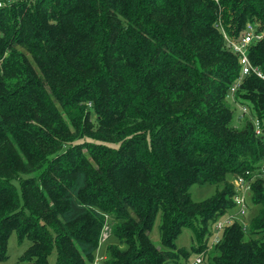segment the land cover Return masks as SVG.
<instances>
[{"label":"trees","instance_id":"obj_1","mask_svg":"<svg viewBox=\"0 0 264 264\" xmlns=\"http://www.w3.org/2000/svg\"><path fill=\"white\" fill-rule=\"evenodd\" d=\"M248 24L264 30V0H0V264L13 234L31 244L21 264H94L108 224L102 264L177 260L183 228L205 251L234 209L228 180L264 161V81L244 78L240 122L229 99L241 67L225 34ZM249 56L264 72V37ZM250 205L217 264H264L260 178Z\"/></svg>","mask_w":264,"mask_h":264},{"label":"built area","instance_id":"obj_2","mask_svg":"<svg viewBox=\"0 0 264 264\" xmlns=\"http://www.w3.org/2000/svg\"><path fill=\"white\" fill-rule=\"evenodd\" d=\"M264 37V30H262L259 26L254 24H248L246 26L245 32L243 35H241L239 38H231L225 34L226 42L229 48L238 55L239 58V64L241 67V76L238 78V80L234 83V85L230 89L229 99L231 102L235 104V106H239V110L241 113V117L243 120L246 116H248L250 113L248 111V108L244 105H241L236 100V92L241 86L244 78L246 76L254 75L260 80L264 81V72L259 68L253 65L249 53L251 49L252 43H255L256 41L261 40ZM254 126H255V132L257 135L262 134V128L259 120H254ZM262 170L259 169L256 171V175L254 174L251 177L246 176H237L234 178V187H235V195L233 197L234 202V209L232 213H228L222 217L217 225H215L214 234L212 236L213 240L211 241L213 243L220 242L222 235L224 233V230L232 225L235 222V218L244 216V214L247 213L249 209V202L250 197L252 193V185L255 182V177L261 174H264V167H262ZM247 176H249V173H247ZM110 236V228L109 226H105L100 238L99 248L108 240ZM104 257L100 256V254L97 255L96 260L94 264H102V261H104ZM202 259L196 258L195 261L192 264H201Z\"/></svg>","mask_w":264,"mask_h":264},{"label":"rangeland","instance_id":"obj_3","mask_svg":"<svg viewBox=\"0 0 264 264\" xmlns=\"http://www.w3.org/2000/svg\"><path fill=\"white\" fill-rule=\"evenodd\" d=\"M247 108H248V111H250L249 112L250 115H248V116L253 115L251 112L252 111L251 106H249ZM233 109H234V112L237 116L238 122H240L242 117H241V113L239 110V106L238 107L233 106ZM261 166L264 167V161L261 164ZM261 166L259 169L262 170ZM259 178L264 181V174L256 176L255 180H257ZM228 181L233 183L234 179L232 177H230V179ZM216 191H217L216 186L207 184L204 186L193 185L190 188L189 192H190L192 200L194 202H202V201L209 199L212 196H214ZM232 212H233V210L231 212L229 211L228 213H232ZM256 212H257L256 206L250 205L247 213L244 214V216L235 218V222L245 226L247 228L246 231H248L249 221L256 214ZM223 218L224 217H220L219 219H217V223ZM217 223L215 222L214 225L211 227L212 233H215L214 230H215V225H217ZM160 225H161V215L159 214L155 220L154 228L151 231L150 238H151V240L155 246L162 248L163 250H166L161 244ZM108 226H109V224H108ZM109 228H110V226H109ZM256 238H260V237L256 236ZM212 240H213L212 236H210L208 239L206 238L205 243H207V249L201 253H196V252H194L193 248H197L198 244H197V240L195 238V235H194L192 229L183 228L181 234L179 235V237L177 238V240L175 242L176 243V249L173 250V254L175 253V256H178L177 257L178 259L177 260L168 259L167 264H192L195 261V259L198 257L202 259L201 264H217L213 260V258L217 256V253L215 252V248H214L215 243L212 244V242H211ZM112 241L116 242L113 239H112ZM30 245L31 244L29 242H25L22 246L19 245L17 242L16 235L13 234L9 240V256L10 257H9L8 261L6 262V264H21L18 262L19 257L27 250V248ZM106 248L107 247H105V245H104V247L99 248V252H98V253H100V256H103L105 259H106V255L104 256V249H106ZM55 260H56V257L53 255L51 257V260H50L51 264H54Z\"/></svg>","mask_w":264,"mask_h":264}]
</instances>
